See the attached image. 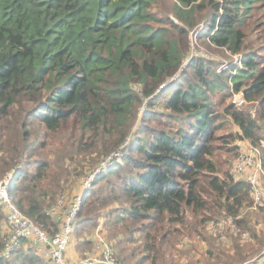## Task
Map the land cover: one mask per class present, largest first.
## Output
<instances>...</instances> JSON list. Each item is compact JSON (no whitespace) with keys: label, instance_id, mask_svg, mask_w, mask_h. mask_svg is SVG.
I'll return each instance as SVG.
<instances>
[{"label":"trees","instance_id":"obj_1","mask_svg":"<svg viewBox=\"0 0 264 264\" xmlns=\"http://www.w3.org/2000/svg\"><path fill=\"white\" fill-rule=\"evenodd\" d=\"M256 3L264 8V0H0V178L10 177L22 211L54 233L48 208L125 144L85 192L69 264L73 240L78 253L92 246L86 234L110 204L104 225L121 264H175L180 252L182 262L184 243L196 248L197 237L204 255L225 264L264 249V194L255 205L246 177L214 159L225 115L244 141L239 154L255 145L264 157V54L246 47ZM192 33L241 57L218 69L190 54ZM238 92L258 101L256 116L232 103L216 109L215 94ZM152 117L164 127L150 126ZM245 207L255 208L240 222L251 241L234 238L235 256L223 259L207 226L220 209L237 216ZM8 229L0 205V264H54L29 238L6 257Z\"/></svg>","mask_w":264,"mask_h":264},{"label":"built area","instance_id":"obj_2","mask_svg":"<svg viewBox=\"0 0 264 264\" xmlns=\"http://www.w3.org/2000/svg\"><path fill=\"white\" fill-rule=\"evenodd\" d=\"M234 97V101L240 106L244 105L246 111L253 116L257 115L255 106L250 105L241 92L234 93ZM124 149L125 144L111 153L98 167L87 173L82 179L79 192L68 200H66L64 195L61 196L57 202L48 208V213L59 220L58 227L54 233L47 232L22 211L12 196L10 177L0 178V205L6 209L9 223L3 254L6 257L10 256L23 238H29L37 246L40 253L50 258L54 264H67L65 251L73 231L74 219L84 201L85 192L92 187L93 182L102 169L113 164L116 157L124 154ZM232 172L237 176L246 177L252 186L255 203L261 202L264 194V157L261 148L255 145H248L243 148L233 165ZM225 214L223 218L213 221L211 228L213 230L222 229L226 224H229L235 234L240 232L241 228L237 224V218L227 213V210ZM221 234L224 237L222 231ZM97 235L95 250L87 252L80 261L83 264H96L99 262L121 264L116 257L112 242L99 234V230ZM243 237L250 239L249 232H244Z\"/></svg>","mask_w":264,"mask_h":264},{"label":"rangeland","instance_id":"obj_3","mask_svg":"<svg viewBox=\"0 0 264 264\" xmlns=\"http://www.w3.org/2000/svg\"><path fill=\"white\" fill-rule=\"evenodd\" d=\"M256 4H257L256 5L257 7L254 8L255 11L253 12V15L250 16V19H249L250 20V27L247 28L248 36L246 39L247 40L246 41L247 42L246 47L251 46L256 52H258V53L261 52L264 54V8L259 7L258 3H256ZM190 43H191V40H190ZM192 43H193V47H192ZM192 43H191L192 48L190 50V54L193 56L199 55L202 57L214 59L215 61L218 62V69H221L223 67V65L227 64L228 62H236L241 57V54H233L231 51H229L225 48H217L214 46L209 47L208 45H206L202 41L196 40L195 33H192ZM213 97H214V100L215 99L219 100V105L214 104L217 110H223L224 111V107L229 103L235 104L238 109L245 110V108H246L244 105L240 106V104H238L234 101V99H235L234 95H232L231 97H228L226 99H222V96L216 95V94ZM248 103L250 105H254L255 108L258 105V101H252V102H248ZM246 106H247V104H246ZM145 107H146V104L144 103V105L141 108V111L144 110ZM162 116H164V115H162ZM138 119H140V117ZM138 122H141V119H140V121L138 120ZM148 123L152 127H154V126L155 127H164V124L161 123V121H158V118H155V117L154 118L152 117L148 121ZM237 131H238V127L232 122L230 117L225 115L220 128L216 131L218 139L215 141V146L217 147V151L215 153L214 159L217 162V164L221 170H227L228 172L231 170V172H232V168L234 165V161L232 162V159L234 156L239 154V151H238V148L236 145H237V143H240L241 145L244 144L243 140H238V139L233 138V135H235ZM137 133L138 132H137V126H136V134ZM49 149H53V147H50ZM50 158L52 160V158H54V157L51 155ZM81 184H82V181L79 182V188L76 191H78L81 188ZM73 190H74V188H73ZM67 191H72V189L67 190ZM70 193L71 192H64L63 194L60 195V197L64 195L66 197V200H68L69 198H71ZM254 202H255V200H254ZM257 204L258 203H255V205H257ZM111 206H112V204H110L106 207L99 208L98 212L101 213L99 215L100 219L97 220L96 226L92 227L91 232L86 234L88 237L92 236V238L94 239L93 244H91L92 246H89L90 248L86 247L87 249L84 248V249H82L81 253H78L75 250L77 239L73 240L74 241V251H71V254L68 255V258H69L71 264H83L80 261L82 259V257L87 252H92L95 250L97 237H98V235H97L98 230H99V234L103 235L107 240L115 243L116 238L113 237L114 234L112 233V231H110V233H109L108 229L104 225L105 215H104L103 210H108ZM254 209L255 208L245 207L242 212H240L237 216H235L237 218V224L241 228V231L238 232L237 234L234 233L233 229L231 228V226L229 224H226L225 227L222 229L213 230L211 228V223L215 220L223 218L226 215L225 214L226 210L220 209L221 210L220 213L218 212L219 214H216L214 216V218L211 219V221L207 227L209 228V232L218 238L217 246L219 249L222 250L221 256L223 257V259H227L229 255L235 256V247L229 245V243L232 242V240L234 238H238L241 241H251L252 236H251L250 231L248 229H243L240 222H242L243 219H245V216L249 212H252ZM248 216H250V213ZM55 219L59 222V220L56 217H55ZM102 223H103V225H102ZM92 225H94V224H92ZM221 231L223 232L224 237H222ZM244 232H249V234H250L249 240H247L246 238L243 237ZM6 234H7V232H6ZM201 239L202 238L197 237V239L194 241V245L196 246V248L192 247L191 242H185L183 245L184 253H185V257H184L183 261L181 262V260H180V254L182 253V252H180V253H178L177 256L174 257L175 258L174 263L175 264H196V263L197 264H225V263H223V261L218 260L217 258L211 257V254L206 253L204 255V250H203L204 244H203V242H201ZM4 240H5V238H4ZM115 252H116V250H115ZM242 252H243V254H246L247 250L243 249ZM117 253H119L118 249H117ZM262 253H264V249H262V251L259 254H257L256 256L245 258V260H243V261H239L236 258H232V257L229 258V260H231L232 263H234V264H256L257 262H258V264H261V263L264 264V256L260 257V255ZM223 254H226V255H223ZM65 257H66V255H65ZM71 259L74 260V262H72ZM66 262H67V264H69L67 258H66Z\"/></svg>","mask_w":264,"mask_h":264},{"label":"crops","instance_id":"obj_4","mask_svg":"<svg viewBox=\"0 0 264 264\" xmlns=\"http://www.w3.org/2000/svg\"><path fill=\"white\" fill-rule=\"evenodd\" d=\"M248 240V239H247Z\"/></svg>","mask_w":264,"mask_h":264}]
</instances>
